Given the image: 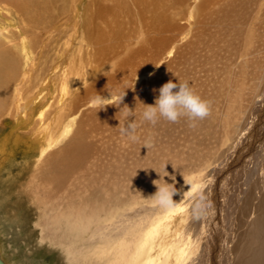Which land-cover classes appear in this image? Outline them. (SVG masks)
Wrapping results in <instances>:
<instances>
[{"label":"bare ground","instance_id":"1","mask_svg":"<svg viewBox=\"0 0 264 264\" xmlns=\"http://www.w3.org/2000/svg\"><path fill=\"white\" fill-rule=\"evenodd\" d=\"M81 4L82 0H0V19L20 17L15 28L12 20L9 30H0L11 38L8 44L0 40V120L31 122L33 167L54 166L59 155L55 147L75 133L78 114L94 105L86 101V94L109 90L115 80L121 87L130 81L135 88L148 85L128 88L129 94L142 92L130 109L142 107L140 101L152 104L154 89L177 79L188 81L208 102L210 112L195 126L187 117L142 125V139L151 137L148 148L123 140L116 166L121 182H106L81 203L66 206L62 221L50 229L67 263L188 264L197 242L192 244L184 231L187 218L179 203L157 205L149 212L137 209L142 197L125 182L130 175L135 178L130 182L145 177L153 182L165 163L166 168L189 161L192 170L175 177L173 186L192 193L204 178L199 174L200 157L203 160L216 144L218 149L204 160L215 165L199 218L204 233L197 244L202 251L197 264H264V193L253 182L258 172L264 182V0ZM182 13L185 20H177ZM113 45L119 47L115 56ZM220 142L227 144L226 150L220 149ZM4 146L0 143V155ZM172 148L178 152L170 156ZM4 184L0 182V243L18 223L3 209L9 200ZM31 185L23 183L17 190L37 207ZM141 210L148 213L140 216ZM48 217L54 220L58 215L50 212ZM7 222L11 229L2 227ZM246 224L239 242L232 244L231 235ZM0 251L6 254L4 243ZM6 259L0 261L7 264Z\"/></svg>","mask_w":264,"mask_h":264},{"label":"rangeland","instance_id":"2","mask_svg":"<svg viewBox=\"0 0 264 264\" xmlns=\"http://www.w3.org/2000/svg\"><path fill=\"white\" fill-rule=\"evenodd\" d=\"M89 1L90 0H82L81 7L86 6ZM0 7L3 6L0 5ZM83 15L86 20H89L87 19L89 18L87 12L82 13V16ZM84 17L81 19L83 20ZM185 17V13H182L177 20H185ZM12 20H16V24L12 26L15 28L18 25L17 20H20L19 16L14 14V18H1L0 30H9L11 22H13ZM0 40L8 44L11 38L6 35V33H2V35H0ZM112 48V54L115 56L119 52V47L113 45ZM134 65L139 66V63L136 61ZM133 69L134 68L131 70ZM116 81L117 80L114 81V87H111L109 90H92L88 92L85 99L87 102L93 101L94 97H90L91 95H97L99 93L107 97L114 89H119L123 92V89L126 88L121 105H105L104 108L103 105L99 107L92 105L88 112L85 110L84 112L81 111L76 119L75 133L55 147L54 150L59 152V155L55 158L54 166L52 167L46 166L43 168L40 166L41 170L33 167L32 157L34 155V149L29 139L33 137L34 131L33 133L28 131L30 130L29 126H31V122H29V124H14L15 117H2L3 120H0V143L2 144V142H4L6 145L4 146L5 148H2L3 154L0 155V182L7 183V185L4 184V186L8 188L7 195L9 198L8 202L6 201V204H3V209L10 217H14L15 215L17 218L16 222H18L13 228L16 229L15 231L11 229V224L8 222L2 226L6 230L11 229L9 231V238H2V242L0 243V245L4 243L6 248V254H2L0 251V258L9 257V260H5L7 264H68L65 259V253L57 245V241L52 238V231H50V229H55L54 227H56L58 221H62V219H60V214L67 211V208H65L66 206L81 203L84 199H87V196L92 193L93 189L104 185L106 182H121L116 176V166H119V155L123 149V139L118 132L120 126L119 120L121 119V112L123 109L119 111V108L124 105L128 107L131 105L133 107L134 102L142 96V92L129 94L128 88L130 86L133 87V82L130 81L128 84L122 85L121 87L117 85ZM144 84L140 87H133L132 89L141 90V88L148 86ZM110 86L109 84L106 87ZM88 94L90 95L87 96ZM25 100L26 98H24V101ZM49 120L45 123H50L51 121ZM16 137H19V141H15ZM223 138V135H221L220 139L223 140ZM228 138L233 139L230 135H228ZM219 145L220 149H227V144L224 142H220ZM216 149L218 148H216V144H214L212 149L211 146L209 147L207 152L208 155H206L203 160L202 157H200L202 171L199 174L204 175V178L199 186L196 187V190L189 193L188 189L182 190L178 188L173 194L177 196L174 200L175 203H179L182 207L184 217L187 218L184 231L189 235L192 244L195 241L197 242L193 248L194 252L190 253V257L187 261L188 264H197L198 260H196V258L202 253L201 244L197 246L204 233L199 218L203 217V201L206 198V190L209 186L208 179L212 172L211 167L215 165V163L207 165L204 163V160ZM171 150L169 152L170 156L178 152L175 148ZM184 156L187 158L186 153ZM215 157L217 158V156ZM199 164L200 163H197L195 165ZM62 165H64L63 168H61ZM191 167L192 164H190L189 161L171 165L169 163V166L165 168L168 175L164 176V180L174 184L173 180L175 177L180 178L184 176V174L192 170ZM158 170L159 173L162 172L161 174H163V168H159ZM207 173L208 175H205ZM259 175V172L255 174L253 177L254 181H252L258 182L260 193L263 194L264 182ZM159 176L157 175V179L160 178ZM133 178L134 176L132 175L128 176L125 184L129 186L130 190H135V193H138L142 197L136 208H141L142 210L146 209V211L149 212V210L153 209L157 204L154 203L151 198L144 197L151 196L156 191V185L153 182H149L150 177H145L138 182H130ZM252 181L250 180L249 182ZM23 183L24 185H29V183L32 184L33 194L39 200V205L37 207L27 199L25 194H21V192L18 191ZM247 188L250 189L252 186ZM175 203L173 206H175ZM142 210L140 216H144L148 213ZM50 212H55L58 217L51 220L48 217ZM155 217H157V215H155ZM9 219L10 218H8V220ZM250 219L251 218L248 217V221ZM246 226L247 224L243 226L244 228L242 227V229L236 230V232L231 235L232 244L239 242L240 235ZM4 250L5 249H3V251Z\"/></svg>","mask_w":264,"mask_h":264},{"label":"clouds","instance_id":"3","mask_svg":"<svg viewBox=\"0 0 264 264\" xmlns=\"http://www.w3.org/2000/svg\"><path fill=\"white\" fill-rule=\"evenodd\" d=\"M125 89H123V92L119 89H114L108 98L98 93L93 98V104L97 107L103 105V108L105 105L120 106L125 95ZM154 92L157 95L154 97L152 104H145L139 100L142 105L139 109L136 108V105L132 109L127 105L119 108V111L121 109L123 111L119 120L118 132L126 145L130 146L140 143L147 148L152 146L151 137L142 139L139 132V129L144 124L154 126L160 120L175 123L182 117H187L195 126L197 120H202L209 115L208 102L202 99L186 80L179 82L177 79L175 82L169 80L158 89H154ZM109 99L112 101L111 104L107 103ZM165 164L163 165V174L159 173L160 178L153 181L156 185V191L150 198L157 205L167 208L174 205L175 201L172 197L177 189L173 186V183H168L164 180V176L168 175L165 171Z\"/></svg>","mask_w":264,"mask_h":264},{"label":"water","instance_id":"4","mask_svg":"<svg viewBox=\"0 0 264 264\" xmlns=\"http://www.w3.org/2000/svg\"><path fill=\"white\" fill-rule=\"evenodd\" d=\"M0 264H3V263L0 261Z\"/></svg>","mask_w":264,"mask_h":264}]
</instances>
